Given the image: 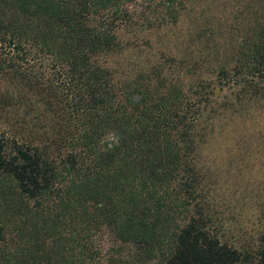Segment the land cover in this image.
<instances>
[{"label": "trees", "instance_id": "16d2710c", "mask_svg": "<svg viewBox=\"0 0 264 264\" xmlns=\"http://www.w3.org/2000/svg\"><path fill=\"white\" fill-rule=\"evenodd\" d=\"M256 1L230 53L203 48L215 76L249 70L226 81L241 85L236 95L263 93L264 0ZM181 3L0 0V111L16 117L0 130V200L30 230L20 264L243 258L214 230L218 218L195 156L203 114L212 118L226 104L212 106L215 86L191 89L186 59L168 68L151 61L152 36L176 27ZM97 232L110 244L95 247ZM2 233L0 226V240ZM256 258L264 264V236Z\"/></svg>", "mask_w": 264, "mask_h": 264}, {"label": "rangeland", "instance_id": "374dc122", "mask_svg": "<svg viewBox=\"0 0 264 264\" xmlns=\"http://www.w3.org/2000/svg\"><path fill=\"white\" fill-rule=\"evenodd\" d=\"M256 2L183 0L180 7L177 5L182 17L176 27L165 34H154L150 41L155 45L152 49L155 59H151L152 62L168 68L170 63L178 64L186 59L188 63L182 71L194 80L191 89L204 86L206 92L215 86V93L211 96L212 106L226 104L212 118H208L211 113L203 114L201 123L206 127V133L199 139L195 156L202 167L203 181L208 187L206 198L213 204L218 218L214 230L221 241L243 254V258L235 264H257L256 251L264 236V79L259 81L263 93L256 96L236 95L241 85L228 88L226 81L240 78V74H248L249 70L239 69L240 74L237 76H234L235 72L229 71L228 79L222 75L215 76L213 59L204 54L203 48L212 43L213 46L217 44L220 51L230 53L231 44L247 30L245 22L249 12L246 6L251 3L256 5ZM140 26L141 23H138ZM216 27L219 28L218 32L214 30ZM198 32L204 38L200 34L197 36ZM170 55L175 57L174 60H170ZM148 57L152 58L151 54ZM169 70L175 72L176 68L172 66ZM196 74L202 79H195ZM14 118L0 111V130L7 127ZM21 127L26 132L23 124ZM3 206L0 200V226L3 230L0 264H20V256L26 254L24 249L26 241L30 240V230L23 228L18 216H13ZM28 206L33 207L35 204L29 201ZM60 228L61 234L68 236V228ZM110 241L102 233L97 232L92 236L95 247L103 248ZM68 246L69 242L65 244L66 248ZM27 262L36 264L30 258H27Z\"/></svg>", "mask_w": 264, "mask_h": 264}, {"label": "clouds", "instance_id": "9594fccd", "mask_svg": "<svg viewBox=\"0 0 264 264\" xmlns=\"http://www.w3.org/2000/svg\"><path fill=\"white\" fill-rule=\"evenodd\" d=\"M109 140L113 141V143H116V142H118L119 137H117L114 133H110L109 134ZM110 144L113 146L112 143H110Z\"/></svg>", "mask_w": 264, "mask_h": 264}]
</instances>
